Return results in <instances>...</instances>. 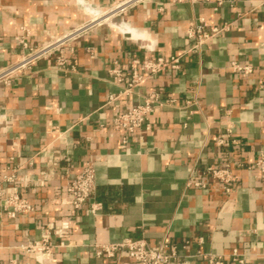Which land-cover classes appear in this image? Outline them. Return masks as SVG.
<instances>
[{"label": "crops", "instance_id": "0c3cea01", "mask_svg": "<svg viewBox=\"0 0 264 264\" xmlns=\"http://www.w3.org/2000/svg\"><path fill=\"white\" fill-rule=\"evenodd\" d=\"M115 1L0 0V69L23 53L16 37L40 45ZM198 17L207 28L229 23L201 53L185 36ZM117 19L152 40V49L122 35L124 25H101L73 42L68 70L56 68L52 55L0 84V184L31 205L11 217L0 201V264H138L125 253L94 254L93 244L126 238L174 243L176 264H204L206 254L234 249L246 264H264V179L253 166L264 153V1L142 0ZM179 55L178 69L122 93L132 59ZM114 61L120 84L108 73ZM231 61L252 71L234 72ZM150 91L175 105L155 107L149 128L129 134L121 148L124 133L112 129L113 117ZM221 138L233 141L219 145ZM87 162L95 170L92 200L74 209L62 203L65 185ZM226 164L234 177L228 192L202 173ZM12 172L16 181L4 183ZM64 221L69 232L59 238L54 231ZM45 236L54 245L49 257L23 250Z\"/></svg>", "mask_w": 264, "mask_h": 264}, {"label": "built area", "instance_id": "2783aa9c", "mask_svg": "<svg viewBox=\"0 0 264 264\" xmlns=\"http://www.w3.org/2000/svg\"><path fill=\"white\" fill-rule=\"evenodd\" d=\"M140 1L142 0H117L109 8L104 11H97L96 15H92L80 25L61 34L52 35L46 41L37 46L31 47L27 45L23 36L16 37L24 51L17 60L0 69V84L9 85L12 80L27 73L38 60L49 58L52 55H55L54 65L56 68L63 71L68 70L66 53L73 51V42L101 25L110 23L124 25L123 29L118 28L122 35H125L127 39L139 41L141 48L151 50L153 46L152 40L146 38L143 34L117 19L121 13L125 12L128 8L134 6ZM202 1L207 3L213 2L217 5L228 4L229 6H233L236 0ZM104 15H107L109 23H105V20L101 18V16ZM204 22L203 17L192 19L188 22L185 30L186 38L192 41L191 49L196 50L198 53H201L202 45L206 41L221 31L228 29L229 26L228 22H224L220 26L207 28ZM125 25L127 28H125ZM180 58L181 55L171 56L169 58L157 56L155 58L132 59L129 78L124 85H122V93H131L136 86L142 84L146 79L155 76L160 72L178 69L180 66ZM229 68L234 72H241L244 74H248L252 71L251 65L240 64L237 61H231L229 63ZM70 69L72 68L70 67ZM108 73L117 84L125 81L116 61H114L113 66L108 69ZM114 98L115 96L110 95L108 100L111 101ZM186 103H188V101H186ZM174 105V99L164 96L159 91H150L144 96L143 103L132 105L115 115L111 121V127L113 130H121L124 133L120 147L125 148L129 134L142 128H149L148 115L155 107ZM232 141L233 140L230 138H221L217 140V143L219 145H229ZM253 166L258 170L259 176L264 179L263 152H260L256 156ZM202 173L218 181L225 192L230 190V184L234 180V177L228 164L224 166H206L202 169ZM15 181L16 175L14 172L5 175L3 178L4 183H13ZM189 182L195 186L201 187H204L206 184L205 180L194 181L191 179ZM94 186V164L92 162H87L78 174L69 178L67 181L64 189L65 194L62 197V203L69 205L74 209L81 208L83 205L91 202V191ZM0 201H2L4 209L7 210V214L11 217L15 216L17 213H26L31 210V205L28 200L7 185L0 184ZM68 232L69 223L64 221L61 223L60 227L54 231V234L59 238H63L68 235ZM53 246L50 237L45 236L37 241L28 243L22 248L24 251L31 253L35 257H42L44 254L49 257L50 249ZM92 249L97 257L110 258L125 253L138 264H176L179 257L177 246L167 240H162L158 244L150 245L142 238H126L117 242L96 243L92 245ZM204 264H246V261L244 254L234 249L227 256L208 253L204 257Z\"/></svg>", "mask_w": 264, "mask_h": 264}, {"label": "bare ground", "instance_id": "6f19581e", "mask_svg": "<svg viewBox=\"0 0 264 264\" xmlns=\"http://www.w3.org/2000/svg\"><path fill=\"white\" fill-rule=\"evenodd\" d=\"M96 14H97V12H94V13H93V15H96Z\"/></svg>", "mask_w": 264, "mask_h": 264}]
</instances>
